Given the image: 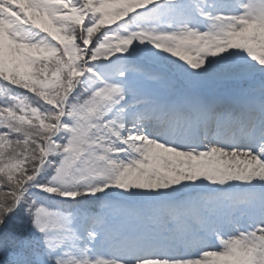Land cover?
Wrapping results in <instances>:
<instances>
[{
    "label": "snow or ice",
    "instance_id": "1",
    "mask_svg": "<svg viewBox=\"0 0 264 264\" xmlns=\"http://www.w3.org/2000/svg\"><path fill=\"white\" fill-rule=\"evenodd\" d=\"M0 264H264V0H0Z\"/></svg>",
    "mask_w": 264,
    "mask_h": 264
}]
</instances>
